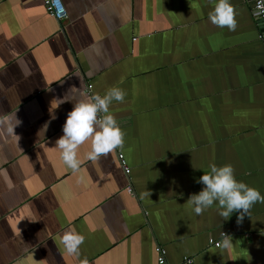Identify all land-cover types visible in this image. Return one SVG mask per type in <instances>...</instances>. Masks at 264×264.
<instances>
[{"label": "crops", "instance_id": "0c3cea01", "mask_svg": "<svg viewBox=\"0 0 264 264\" xmlns=\"http://www.w3.org/2000/svg\"><path fill=\"white\" fill-rule=\"evenodd\" d=\"M63 2L60 21L42 0H0V264H158L157 245L170 264H264V203L239 223L218 202L202 215L187 203L212 163L264 195V28L251 0H230L235 31L208 19L215 0ZM89 84L126 93L110 105L125 142L95 162L85 142L73 171L55 144ZM15 114L20 138L6 130ZM68 228L85 236L79 259L61 243ZM221 232L230 248L210 244Z\"/></svg>", "mask_w": 264, "mask_h": 264}, {"label": "clouds", "instance_id": "9594fccd", "mask_svg": "<svg viewBox=\"0 0 264 264\" xmlns=\"http://www.w3.org/2000/svg\"><path fill=\"white\" fill-rule=\"evenodd\" d=\"M236 15L235 6L230 0H215L213 9L208 13V19L217 27H226L230 31H235ZM253 15L264 16V0H257ZM125 96L123 89L112 86L103 95L93 93L86 100H75V98L69 100L74 101V106L67 113L63 135L56 140L55 145L60 149L63 162L70 169L73 171L79 169L82 161L78 158V149L87 141L91 142V147L86 153V159L93 162L123 148L125 133L110 112V105L113 101L124 102ZM98 113L102 115L98 116ZM9 119L7 116L0 117V124H4ZM20 123L21 121L15 114V124L8 123L7 132L16 134L15 128ZM46 129L47 124L39 133L42 132L44 135ZM198 182L203 184V188L198 193L190 195L187 200L197 215H202L206 209L218 202L219 215L227 220L233 212H239L237 216L239 223L244 219L245 214H249L256 202L264 203V195H261L257 188L236 179L235 169L231 164L222 166H217L215 163L210 164L209 170L203 171ZM84 241L85 236L74 228L66 229L61 237L64 249L77 259L81 256L80 246ZM218 246L225 249L230 248L232 237L221 232V242ZM79 264H88L87 258L80 259Z\"/></svg>", "mask_w": 264, "mask_h": 264}, {"label": "built area", "instance_id": "2783aa9c", "mask_svg": "<svg viewBox=\"0 0 264 264\" xmlns=\"http://www.w3.org/2000/svg\"><path fill=\"white\" fill-rule=\"evenodd\" d=\"M44 2V5L46 7L47 12L52 15L53 17H55L58 20H63L64 18L67 17V11H66V7L64 5L63 0H42ZM252 4H253V10L256 8V4H257V0H251ZM258 17V16H257ZM259 20H262V27L264 28V16H259L258 17ZM261 37H264V33L261 35ZM86 93L91 95L93 94V85L89 84L86 88ZM102 115L98 113V116ZM119 159L122 163V165L124 166L125 172L126 174H130L131 172V168L128 166L127 161L125 159V156L123 153L119 154ZM225 233V232H224ZM210 244H213L216 247H219L218 245L221 242V239L219 240H215L213 237L210 238L209 240ZM156 253H157V260H158V264H170L167 260V250L162 246V245H157L156 248ZM194 262V258L193 257H185L182 264H192Z\"/></svg>", "mask_w": 264, "mask_h": 264}, {"label": "water", "instance_id": "95a60500", "mask_svg": "<svg viewBox=\"0 0 264 264\" xmlns=\"http://www.w3.org/2000/svg\"><path fill=\"white\" fill-rule=\"evenodd\" d=\"M260 23H262V20H259ZM263 24V23H262Z\"/></svg>", "mask_w": 264, "mask_h": 264}]
</instances>
